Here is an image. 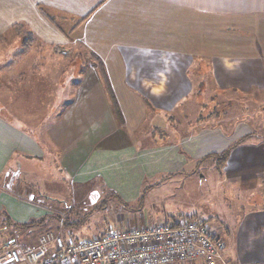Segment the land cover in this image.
Returning a JSON list of instances; mask_svg holds the SVG:
<instances>
[{"label": "rangeland", "instance_id": "rangeland-1", "mask_svg": "<svg viewBox=\"0 0 264 264\" xmlns=\"http://www.w3.org/2000/svg\"><path fill=\"white\" fill-rule=\"evenodd\" d=\"M183 18L187 26L181 25L183 31H178L179 33H176V29L179 30L178 26L175 28L172 23L174 20L167 19L166 28L161 27L166 35L164 42L153 45L160 48L158 46L162 44L167 51L179 49L180 45L181 59H171L175 62L172 69L175 72V86L171 85L169 78L172 77L166 75L165 106L167 107L159 110L156 115L158 121L153 124L152 104L148 103V98L137 89H125L123 92L128 94L129 98L145 104L147 115L140 121L134 122L133 128L132 123H128L126 127H119L115 118L116 125L110 129V132L114 134L121 129L123 134H129L130 131L132 133L134 131L133 144L136 148L154 143L161 145L160 142L163 141L167 144L182 143L189 138L194 139L191 136L196 134L199 136L196 143L199 146L197 150L201 151L193 155L181 153L186 163L183 162L181 170L176 173L167 171L161 175L165 179L160 178L161 173H158L153 178L145 177L143 183L136 187L128 183L116 187V191L120 188L128 190L131 188L129 193L131 199L124 198L123 194L120 195L121 198L116 193H110L100 178L89 181L91 184L87 185L73 183L71 178L65 176L64 170H61L59 155H56V151H51L48 141L42 137L56 126L61 117L60 113L72 114L76 108L82 107L87 111L90 107L91 112L94 113L101 104L111 105L108 106L110 112L113 117H117L113 112L115 103L112 99V90L117 91L119 98H126V95H123L124 93L122 94L118 88L112 89L110 86L109 79L112 77L114 80V75L109 69L110 66H105V61L113 65L114 61L113 58H108L109 51L102 49L107 54L105 55L103 51L102 53L95 51V48L88 43L74 42L73 38L80 40L79 27L74 25L70 27L71 42L50 45L37 40L36 43L33 42L28 52L21 50V39L13 31L0 38V71H2L0 113L12 125L31 133L39 142L43 141L42 146L46 147L45 156L41 159L45 173L23 166V171L20 172V184L21 181L24 182L21 187L29 189V195L34 196L39 206L44 203L45 207H43L49 211V215L69 221L84 219L81 228L85 230L87 228L92 230L95 225L120 230L122 228L120 223L125 224L140 217L142 227H150L179 222L188 217L201 221L202 217L206 218L208 214L216 211V217L223 215L224 210L221 205L223 175L220 171L218 174L213 160H203L213 153H209L211 146L201 145L200 136L207 135L205 139L213 143L212 151H220L226 146V138L233 141V138L246 132L253 136L264 135V74H260L264 69V57L260 54L262 43L255 39L256 35H264V21L250 20L248 22L251 24L246 25L241 23L244 20L238 21L239 23L235 22L236 20L209 17L196 20L191 16L190 24L185 15ZM65 26L58 27L65 30ZM172 28L175 31L169 34ZM188 29L192 30L187 32L191 35V41L185 40L180 43L179 35L182 37ZM202 35H206V38ZM201 38L203 41H196ZM96 44L101 51L102 43ZM240 53L247 54L248 58L237 59L235 55ZM117 59L123 62L121 56L118 55ZM230 59L234 62L227 69L223 61ZM179 71L181 72L178 73ZM21 75L25 76L26 85L14 87L11 79L17 81ZM130 75L123 73L122 80L132 82L134 78ZM204 85L205 88L199 90ZM4 86L5 89H2ZM128 101L130 100H124V103ZM66 109L68 110L65 111ZM117 109L120 111L118 106ZM85 123L88 124L89 121ZM69 126L70 123L67 125L64 123V130L67 129L73 136L70 147L67 145L66 154L77 149V139L74 141V138L79 130L78 124L74 128ZM92 139L86 136L84 140L79 141V146H87V141ZM92 142L94 143L95 140ZM7 168H12V163H9ZM25 171L28 175L24 174ZM34 171L37 177L30 179ZM10 174L8 184L12 186L16 174L13 171ZM138 175L131 174L136 178ZM101 202L106 206L102 210ZM142 203L144 205L141 206ZM2 216H0V254L11 244H15L23 252L36 247L24 249L25 238H20L21 232L17 229L9 227L5 229ZM216 217L214 219L218 220ZM206 222L212 224L209 219ZM34 231V229L27 230L24 233L27 240L38 242V238L45 233L57 232L40 230V233L35 234ZM57 233L55 234L62 236L66 234L63 231ZM84 235L91 237L90 231ZM4 242L6 246H3Z\"/></svg>", "mask_w": 264, "mask_h": 264}, {"label": "crops", "instance_id": "crops-1", "mask_svg": "<svg viewBox=\"0 0 264 264\" xmlns=\"http://www.w3.org/2000/svg\"><path fill=\"white\" fill-rule=\"evenodd\" d=\"M166 15L169 17L166 18ZM183 15L189 22L192 16L196 20L208 17L236 20L237 23L244 20L241 23L250 25L251 23L248 22L250 20L264 21V0H0V38L12 32L13 25L20 24L33 33L34 43L39 40L45 44L58 45L71 42L70 27L72 25L79 27L80 40L73 38L74 42L88 43L99 53H102V49L109 51L108 58H113L114 65L104 61L105 66H110L109 69L114 75V80L112 77L109 79L110 86L112 89L118 88L122 94L125 89L130 88L141 91L144 97L148 98V103L152 104L151 113L154 117L151 122L155 124V121H158L156 115L159 110L167 107L165 106L166 75L172 77L169 78L172 86L176 83L175 72L172 71L175 62L171 59H181V55L180 45L179 49L169 51L162 47V44H159L160 48L153 45L164 42L166 35L162 28H166L167 19L175 21L172 22L174 27L179 28L176 29V33L183 31L181 25L187 23ZM60 25H66L65 30L59 28ZM172 31L175 29L172 28L169 34ZM188 31L192 30L188 29L182 37L179 35L180 43L185 40L191 41ZM202 37L206 38V35ZM203 38L196 41H203ZM255 39L262 43L260 54L264 57V35H256ZM98 42L102 43L101 51L96 44ZM104 54L107 55L105 52ZM118 55L122 57L123 62L117 59ZM235 56L237 59L248 58L245 53ZM230 61L231 59L223 61L227 69L233 65L234 60ZM205 70L207 71V68ZM235 71L238 72L236 69ZM123 73L131 74L130 77L133 76L134 80L132 82L122 80ZM260 74H264V69ZM1 80L0 76V82ZM24 81L25 79L21 77L17 81L11 79L14 87L26 85L27 82ZM204 88L205 85L199 90ZM2 89H5V86ZM116 93L117 91L113 89L112 99L120 108L123 117L122 126L119 127H126L128 123H132L133 128L134 122L140 121L147 115L145 104L142 101H134L126 93L123 94L126 98H119ZM124 100L130 101L124 103ZM108 106L111 105L101 104L94 113L91 112L90 107L87 111L81 107L74 109L72 114L60 113L61 117L56 126L42 136L48 141L51 151H56V155H59L61 170H64L65 176L71 178L73 183L87 185L91 184L89 181L100 178L110 193H116L119 197L123 194L124 198L129 199L131 188L130 190L120 188L116 191V187L126 183L136 187L143 183L145 177L153 178L161 173L160 178H164L161 175L167 171L176 173L186 163L181 153L193 155L201 151L197 150L199 146L196 143L199 136L196 134L191 136L194 139L189 138L182 143L167 144L163 141L160 142L161 145L154 143L136 148L133 144L134 131L123 134L119 129L111 134L110 129L116 124ZM86 121L89 123L86 124ZM64 123L65 125L70 123L69 127L72 128L76 124L79 127L74 138V141L77 139V149L74 152L70 151L69 154H66V149L67 145L70 147L73 136L67 129L64 130ZM86 136L93 139L87 141V146H79V141L84 140ZM206 137L208 136H200V140L201 145L211 146L209 153H220L240 139L248 138L230 151L227 160L220 168L215 167L218 174L220 171L223 175L221 179L223 215L216 217V211L208 214L206 218L202 217L201 221L211 220L212 226L206 223L223 241L222 258L227 264H264V135L253 136L246 132L233 138V141L226 138V146L220 151H212L213 143L208 142ZM94 140L95 144L92 142ZM42 142L24 129L12 125L0 113V212L7 213L16 223H24L28 219H36L44 214L49 215V211L44 209V203L41 202L39 206L34 196L29 195V189L21 187L24 182L21 181L20 184V172L23 171V166L45 173L41 159L45 156L46 147L42 146ZM9 163H12V168L6 169ZM12 171L16 174V178L10 188L8 181ZM135 173L139 174L138 178L131 176ZM24 174L28 175L26 171ZM31 176L33 177L30 179L37 177L35 171ZM100 205L101 209L106 208L104 202ZM165 216L168 217L167 214ZM215 217L218 220L214 219ZM140 218L125 224L117 222L124 229L136 228L134 226L137 225L143 228ZM84 221L77 228L61 230L66 232L64 236L68 237L65 238L67 243L87 238H101L110 229H117L95 225L92 230L88 228L85 230L81 228ZM87 231H90L91 237L84 235ZM20 232V238H25L24 249L34 248L37 241L27 240L28 238L22 235L24 231ZM34 233H38L37 230ZM48 253L54 254L55 248L50 246ZM185 264L205 263L199 260Z\"/></svg>", "mask_w": 264, "mask_h": 264}, {"label": "built area", "instance_id": "built-area-1", "mask_svg": "<svg viewBox=\"0 0 264 264\" xmlns=\"http://www.w3.org/2000/svg\"><path fill=\"white\" fill-rule=\"evenodd\" d=\"M143 228L110 229L101 238L67 243L60 235L45 234L28 251L11 244L0 264H185L219 262L223 241L204 221L181 220ZM55 246V253L48 248Z\"/></svg>", "mask_w": 264, "mask_h": 264}, {"label": "trees", "instance_id": "trees-1", "mask_svg": "<svg viewBox=\"0 0 264 264\" xmlns=\"http://www.w3.org/2000/svg\"><path fill=\"white\" fill-rule=\"evenodd\" d=\"M12 31L13 33L18 36L20 39H21V50L23 52H28L34 42V35L32 32L28 31L23 25H20V24H15L12 26ZM24 77V78H23ZM21 78L22 79H25V76L24 75H21ZM113 112L116 114L117 117H113V119L115 120L116 118V122L117 124L121 125L122 124V115H121V112L117 109V106L116 105H113ZM246 138L248 137H245V138H242L240 139L239 141L235 142L234 144H232L229 148H227L226 150L220 152V153H213V154H209L208 156L204 157L203 160H213L214 163H215V167L217 168H220L223 163L227 160L228 156H229V153L230 151L236 147L237 145H239L241 142H243ZM12 186L10 185V188ZM105 207V206H104ZM103 209V207H102ZM101 209V210H102ZM3 215V216H2ZM0 216L3 217V226H5L4 228H13V229H17L18 231H24L22 235H24L25 231H29V230H37V232L40 233V230H53L54 232L57 231V232H62L61 230H66L68 228H77L80 226V224H82V220H74V221H69V219H60V217L58 216H52V215H44L38 219H30L29 221H26L24 223H16V222H13L11 220V218H9V216L6 215L5 212H0ZM182 218V217H181ZM185 220H190L191 217H188V218H184ZM173 223H176L174 225H177V222H173ZM61 226V227H58V226ZM3 228V229H4ZM37 228V229H36ZM42 230V231H43ZM55 232V233H57ZM48 233H51L52 235L56 236L57 234L53 233V232H47L45 234H48ZM43 236V235H42ZM58 236V235H57ZM62 236V235H60ZM41 237V236H40ZM39 237V238H40ZM38 238V239H39ZM62 238L65 240V236H62ZM37 244V243H36ZM6 246V245H4ZM52 247L55 248L54 245H52ZM3 248V247H2Z\"/></svg>", "mask_w": 264, "mask_h": 264}]
</instances>
